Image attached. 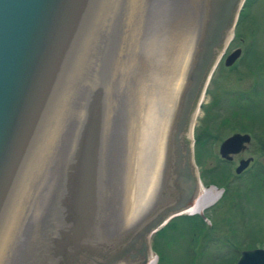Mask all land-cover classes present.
<instances>
[{"label": "water", "instance_id": "water-1", "mask_svg": "<svg viewBox=\"0 0 264 264\" xmlns=\"http://www.w3.org/2000/svg\"><path fill=\"white\" fill-rule=\"evenodd\" d=\"M243 2L0 0V264L147 263L197 194L185 126Z\"/></svg>", "mask_w": 264, "mask_h": 264}, {"label": "rangeland", "instance_id": "rangeland-1", "mask_svg": "<svg viewBox=\"0 0 264 264\" xmlns=\"http://www.w3.org/2000/svg\"><path fill=\"white\" fill-rule=\"evenodd\" d=\"M235 48L238 57L224 65ZM215 54L219 60L194 101L199 112L189 134L185 126L184 144L205 187L203 200L216 194L209 186L220 194L201 212L174 216L152 232L155 264H233L241 250L264 248V0H244L227 44ZM235 132H247L249 142L231 160L221 159L219 143ZM245 157L252 160L235 174ZM196 215L199 225L184 218Z\"/></svg>", "mask_w": 264, "mask_h": 264}, {"label": "bare ground", "instance_id": "bare-ground-1", "mask_svg": "<svg viewBox=\"0 0 264 264\" xmlns=\"http://www.w3.org/2000/svg\"><path fill=\"white\" fill-rule=\"evenodd\" d=\"M229 37H230V34H229V36L227 38V41H225V43L228 42ZM195 110H193V112L191 113L190 119L188 121V125H187V128L189 129L188 134L190 133V130H192V128H193V126L195 124V120H196V118L198 116V112L199 111L196 108H195ZM208 189L209 190H216V194L209 201L203 200V195H204L203 193L205 192V187L202 186L201 183H200V185L197 188V194H196V196H195V198L193 200V204L190 206L189 210L185 211V213H190L191 214V213H199V212H201L204 209V207H207L209 204H211L218 197V195L220 194V191L215 189L213 186H209ZM121 264H124V263H121ZM146 264H155V256L152 253H149L148 262Z\"/></svg>", "mask_w": 264, "mask_h": 264}, {"label": "trees", "instance_id": "trees-1", "mask_svg": "<svg viewBox=\"0 0 264 264\" xmlns=\"http://www.w3.org/2000/svg\"><path fill=\"white\" fill-rule=\"evenodd\" d=\"M226 190V188H225ZM224 196V195H223ZM185 219L189 220L190 222H193L195 225H199L200 224V217L199 216H194V217H186L184 216Z\"/></svg>", "mask_w": 264, "mask_h": 264}, {"label": "flooded vegetation", "instance_id": "flooded-vegetation-1", "mask_svg": "<svg viewBox=\"0 0 264 264\" xmlns=\"http://www.w3.org/2000/svg\"><path fill=\"white\" fill-rule=\"evenodd\" d=\"M124 264H135V260H131V261L127 260L124 262Z\"/></svg>", "mask_w": 264, "mask_h": 264}]
</instances>
